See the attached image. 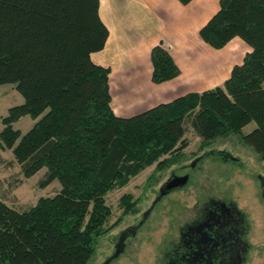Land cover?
<instances>
[{"label":"trees","instance_id":"trees-1","mask_svg":"<svg viewBox=\"0 0 264 264\" xmlns=\"http://www.w3.org/2000/svg\"><path fill=\"white\" fill-rule=\"evenodd\" d=\"M99 8L100 0H0V85L15 83L25 97L2 118V146L26 177L46 166L40 185L62 184L24 210L0 198V264H88L97 239L121 220L108 225L107 193L162 156L181 154L188 121L203 145L255 121L245 140L264 159V0H221L200 30L216 48L237 35L253 48L223 84L130 117L111 106V68L91 57L109 36ZM151 58L154 82L180 74L162 43ZM25 115L36 122L22 133L13 124ZM136 204L121 197L125 214Z\"/></svg>","mask_w":264,"mask_h":264},{"label":"rangeland","instance_id":"rangeland-1","mask_svg":"<svg viewBox=\"0 0 264 264\" xmlns=\"http://www.w3.org/2000/svg\"><path fill=\"white\" fill-rule=\"evenodd\" d=\"M24 100L15 83L0 85V132L4 128L2 118L9 108ZM35 122L32 116L25 115L13 125L26 133ZM256 126L257 123L251 121L240 131L218 135L203 145L202 138L188 121L184 136L189 145L181 154L162 156L132 177L128 184L107 193L106 200L113 211L108 225L121 220L97 239L96 253L88 264H101L113 253L115 258L110 264H158L162 258L164 260V252L178 234V228L195 215L197 208L222 203L224 199L235 204L248 224L249 249L243 264H264V159L245 140V135ZM164 158H169V164L158 168ZM172 171L188 173L190 180L154 203ZM46 173L44 166L26 177L13 150L4 148L0 140V198L10 206L24 210L41 196L58 192L62 188L59 179L44 187L40 185ZM126 193L131 194L137 204L136 211L125 214L121 197ZM137 224L140 225L136 233L122 240L120 251L117 235Z\"/></svg>","mask_w":264,"mask_h":264},{"label":"crops","instance_id":"crops-1","mask_svg":"<svg viewBox=\"0 0 264 264\" xmlns=\"http://www.w3.org/2000/svg\"><path fill=\"white\" fill-rule=\"evenodd\" d=\"M221 0H100L99 13L109 28L104 48L94 62L108 66L112 106L130 117L189 92L223 84L235 65L242 64L252 46L233 37L216 48L201 28L220 9ZM162 43L180 67V74L164 82L152 80L151 52Z\"/></svg>","mask_w":264,"mask_h":264},{"label":"flooded vegetation","instance_id":"flooded-vegetation-1","mask_svg":"<svg viewBox=\"0 0 264 264\" xmlns=\"http://www.w3.org/2000/svg\"><path fill=\"white\" fill-rule=\"evenodd\" d=\"M182 175L186 174L172 171L162 184L154 203L176 189L168 190L166 184L170 179ZM222 201L197 208L195 215L178 228V234L170 240L164 252V260L162 258L163 261L158 264H243L249 249L246 240L248 224L235 204L226 199ZM139 225L122 230L117 235L116 242L120 251L123 249L122 240L135 234ZM114 258L113 253L101 264H110Z\"/></svg>","mask_w":264,"mask_h":264},{"label":"water","instance_id":"water-1","mask_svg":"<svg viewBox=\"0 0 264 264\" xmlns=\"http://www.w3.org/2000/svg\"><path fill=\"white\" fill-rule=\"evenodd\" d=\"M189 175L176 176L173 179H170L166 184L168 190L181 187L188 181Z\"/></svg>","mask_w":264,"mask_h":264}]
</instances>
